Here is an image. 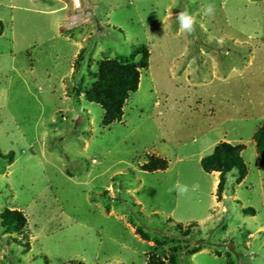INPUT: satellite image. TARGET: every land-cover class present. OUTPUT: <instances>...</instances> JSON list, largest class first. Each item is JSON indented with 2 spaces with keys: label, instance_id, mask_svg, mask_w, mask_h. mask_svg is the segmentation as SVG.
I'll list each match as a JSON object with an SVG mask.
<instances>
[{
  "label": "rangeland",
  "instance_id": "1",
  "mask_svg": "<svg viewBox=\"0 0 264 264\" xmlns=\"http://www.w3.org/2000/svg\"><path fill=\"white\" fill-rule=\"evenodd\" d=\"M137 48L138 88L102 123L84 90ZM263 120L264 0H0V213L26 217L0 223V264H264ZM222 140L247 170L218 194L200 157Z\"/></svg>",
  "mask_w": 264,
  "mask_h": 264
},
{
  "label": "trees",
  "instance_id": "2",
  "mask_svg": "<svg viewBox=\"0 0 264 264\" xmlns=\"http://www.w3.org/2000/svg\"><path fill=\"white\" fill-rule=\"evenodd\" d=\"M141 55L137 60L121 61L116 58H105L99 63L95 80L84 90V96L89 101L99 103L103 108L102 123L108 124L120 120L123 105L131 91L138 88L140 68L148 65V51L138 49ZM256 149L259 159L264 165V120L254 132ZM242 145L230 141H218L212 150L200 157V165L205 171H219L217 193L219 194L226 182V175L232 169L236 170V179L240 180L246 173V162L241 154ZM167 160L163 157L150 155L144 163L145 169H163ZM249 209L253 210L252 207ZM0 223L6 227L21 228L26 223L24 213L17 208L5 207L0 213ZM177 225L180 227L181 223ZM147 264H168L155 254L149 255Z\"/></svg>",
  "mask_w": 264,
  "mask_h": 264
},
{
  "label": "clouds",
  "instance_id": "3",
  "mask_svg": "<svg viewBox=\"0 0 264 264\" xmlns=\"http://www.w3.org/2000/svg\"><path fill=\"white\" fill-rule=\"evenodd\" d=\"M214 12L213 6H208L205 10V14H211ZM177 19L180 24V30L186 32H192L194 30L195 18L188 12L182 11L178 14Z\"/></svg>",
  "mask_w": 264,
  "mask_h": 264
},
{
  "label": "crops",
  "instance_id": "4",
  "mask_svg": "<svg viewBox=\"0 0 264 264\" xmlns=\"http://www.w3.org/2000/svg\"><path fill=\"white\" fill-rule=\"evenodd\" d=\"M252 253H253V255H254V254L261 255V253L258 254V251H254V250L252 251ZM254 263H255V262H254ZM250 264H251V263H250Z\"/></svg>",
  "mask_w": 264,
  "mask_h": 264
}]
</instances>
